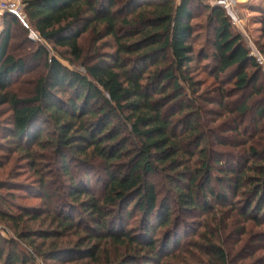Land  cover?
<instances>
[{
	"label": "trees",
	"instance_id": "16d2710c",
	"mask_svg": "<svg viewBox=\"0 0 264 264\" xmlns=\"http://www.w3.org/2000/svg\"><path fill=\"white\" fill-rule=\"evenodd\" d=\"M197 1L181 0L178 4L177 0H23L26 22L12 15L4 18L6 27L0 36V107L11 109L18 150L35 161L47 143L52 145L72 181V201L90 213L100 232L96 240H108L136 253L134 259L126 258L120 264H135L139 259L147 263L156 260L159 264V242L154 239L156 229L150 220L157 215L158 227L170 225V204L185 212L210 211L215 210L211 201L227 205L233 195L241 194L246 201L240 218L246 223L264 225L263 130L255 127V133L262 137L257 141L247 138L246 142L229 143L214 132L210 136L202 124L206 111L192 98L197 86L190 76L194 53L190 42ZM207 10L214 27L218 74L233 76L230 84L236 93L247 95L252 90L242 104L228 111L233 119L243 122L252 111L249 102L264 94V85L260 84L262 68L250 56L242 38L232 33L227 12L213 6ZM14 22L31 25L40 40L56 50L66 49L76 61L82 58L79 40L90 30L112 37L116 51L106 60L84 66L85 74L70 70L44 46L17 57L10 53ZM75 60H69L71 65ZM31 62L42 63L45 74L36 82L33 96L21 99L12 85L17 77L27 73ZM225 94L223 89L218 92L221 100ZM258 104L255 118L261 121L264 101ZM46 123H52L54 132L45 141L42 127ZM223 131L222 127L220 132ZM232 133L246 136L237 128ZM215 145L232 152L216 151ZM70 159L85 165L100 161L107 180L104 196L91 194L82 181L75 182ZM162 173H167L172 196L159 210L160 194L152 178ZM41 188L47 190L45 195L50 198L45 182ZM116 206L123 207L125 218L132 215L130 207L144 216L141 238L122 226L113 229L107 208ZM0 217L18 225L22 222V217ZM171 242L169 239L165 247ZM4 245L12 246L5 264L29 262L18 253L14 242L3 239L0 262L6 251ZM206 250L215 264H230L219 241L210 242ZM100 254L99 247L94 246L84 253V258L95 261ZM47 255L56 260L63 253L52 247Z\"/></svg>",
	"mask_w": 264,
	"mask_h": 264
},
{
	"label": "rangeland",
	"instance_id": "374dc122",
	"mask_svg": "<svg viewBox=\"0 0 264 264\" xmlns=\"http://www.w3.org/2000/svg\"><path fill=\"white\" fill-rule=\"evenodd\" d=\"M180 2L181 0H177L178 4ZM261 3L254 0H238L235 17L232 18L228 13L227 15L232 33L242 38V43L250 56L259 62L262 68L260 84L264 85V0ZM194 6L192 22L194 35L190 42L194 53L190 76L197 86V93L192 95V98L206 111L203 115V126L209 129L208 135L212 136L214 132L227 139L229 143L246 142L247 138H253L254 141L262 139L264 119L259 121L255 118V113L258 103L264 101V94L249 102L252 111L243 122L233 119V116L228 114L229 109L235 110V107L252 94V90H248L247 95L236 93L233 83L230 84L233 76L218 74L214 27L208 20L210 13L207 10V7L212 6V2L198 0ZM259 10L260 12H255ZM2 27H6L4 20ZM11 32L13 39L10 53L22 57L35 52L39 46H44L50 51L51 56L58 57L63 65L82 74L86 73L84 66L106 60L116 51L112 37H106L105 33L100 34V30L99 32L90 30L81 36L80 61H76L66 49L56 50L53 45L40 40L31 25L14 22ZM31 41L33 44H29ZM61 56L65 59H61ZM69 60H75L74 65H71ZM44 74L42 63H29L27 73L14 81L12 85L14 93L21 99L31 98L36 82ZM222 89L226 92L224 100L218 95ZM220 103L223 107L218 106ZM178 117L183 118L180 114ZM256 126L263 130L261 136L255 133ZM222 127L224 131L221 133ZM236 128L246 135L245 138L232 133ZM42 130L45 141L53 137L52 123H46ZM17 146L18 143L13 137L11 109L8 106L0 107V216L6 214L16 218L22 217L19 225L0 217V239L14 242L18 253L29 259L27 264H120L127 260L126 258H135L136 253L132 249L117 247L108 240L100 242L96 240L100 237V232L90 219V213H87L79 203L72 201L70 197L74 190L72 181L66 175L52 145L47 143L45 149L39 151L35 161L29 159L26 153L19 151ZM214 149L232 152L217 145ZM68 162L76 183L84 182L91 194L104 196L107 180L100 168V161L92 162L90 165L80 164V161L74 159ZM165 174L167 173L152 178L160 194L159 210L165 199L172 196L171 186ZM43 182L47 184L50 198L45 195L47 190L41 188ZM216 190L219 192L218 188ZM84 198L83 201L86 200ZM230 199L227 205H215L216 203L211 201L210 205L215 210L210 211L201 209L185 212L178 206L170 204L171 223L165 228L158 227L159 223L155 222L157 215L151 218L150 224L156 229L154 239L159 242L158 256L161 260L159 264H215L206 246L210 242L218 241L227 253L230 264H264V225H257L253 221L246 223L240 218L246 201L241 194L233 195ZM202 205L201 203V208ZM107 210L111 214L110 225L113 229L122 226L136 238L143 236L145 222L142 214L134 213L130 207L128 210L132 211V215L125 218L122 206L108 207ZM63 223L67 226H62ZM169 239L172 242L166 248ZM94 246H98L101 253V256L98 255L96 258L97 261L84 258V253ZM52 247H58L60 253H63L62 257L50 259L47 254ZM4 248L6 251L0 264H5V258L12 246L4 245ZM155 262L157 263L156 260H152L147 263L139 259L135 264H156Z\"/></svg>",
	"mask_w": 264,
	"mask_h": 264
},
{
	"label": "built area",
	"instance_id": "2783aa9c",
	"mask_svg": "<svg viewBox=\"0 0 264 264\" xmlns=\"http://www.w3.org/2000/svg\"><path fill=\"white\" fill-rule=\"evenodd\" d=\"M212 2L213 7H219L225 10L229 16L235 17V7L238 0H208ZM25 6L23 0L6 1L0 0V19L4 20L7 15H12L26 22L27 18L24 13Z\"/></svg>",
	"mask_w": 264,
	"mask_h": 264
},
{
	"label": "crops",
	"instance_id": "0c3cea01",
	"mask_svg": "<svg viewBox=\"0 0 264 264\" xmlns=\"http://www.w3.org/2000/svg\"><path fill=\"white\" fill-rule=\"evenodd\" d=\"M6 1H13V0H6ZM245 1H247V0H245ZM248 1H249V0H248ZM254 1H258V3L262 4L261 2H262L263 0H254ZM255 12H260V10H259V11H255ZM2 22H3V20L0 19V35H1V33L4 31V28L2 27Z\"/></svg>",
	"mask_w": 264,
	"mask_h": 264
}]
</instances>
